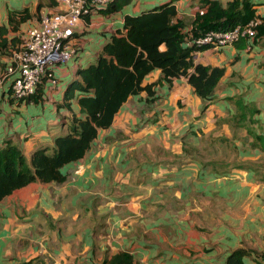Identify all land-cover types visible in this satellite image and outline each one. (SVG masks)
<instances>
[{
    "label": "crops",
    "instance_id": "1",
    "mask_svg": "<svg viewBox=\"0 0 264 264\" xmlns=\"http://www.w3.org/2000/svg\"><path fill=\"white\" fill-rule=\"evenodd\" d=\"M39 1L38 13L19 24L20 33L56 9V1L0 0V24L7 9L27 6L35 13ZM163 1L128 0L118 10L84 16L72 39L75 53L54 67L56 84H42L36 101L9 98V78L3 80L0 147L8 136L26 159L35 148L51 147L63 130L61 116L69 113L57 106L67 79L94 61L109 35L121 29L124 14ZM250 1L254 16L264 20V0ZM172 2L173 21L186 27L204 10L199 0ZM8 58L1 54L0 63ZM192 58L224 68L202 112L203 100L185 77L166 83L154 68L141 81L153 83L152 99L145 90L128 95L82 157L61 166L63 181L32 180L0 198V264H99L118 251L140 264H219L236 247L249 251L244 264H264V140H243L238 129L236 142L229 100L240 96L255 107L252 126L264 134V25L241 45L206 47ZM207 134L218 146L232 137V146L243 143L238 159L250 167L201 165L187 152H204Z\"/></svg>",
    "mask_w": 264,
    "mask_h": 264
},
{
    "label": "trees",
    "instance_id": "2",
    "mask_svg": "<svg viewBox=\"0 0 264 264\" xmlns=\"http://www.w3.org/2000/svg\"><path fill=\"white\" fill-rule=\"evenodd\" d=\"M127 1L111 0L106 6L97 8V11L109 13L118 10ZM199 2L204 10L202 13H195L190 27L184 26L179 20L173 21L175 7L172 0L160 2L135 14H124L121 29L109 35L94 61L78 66L74 71L76 76L65 82L61 102L57 106L66 108L69 113L61 116L63 130L53 137L51 147L35 148L26 159L22 148L12 143L8 136L2 140L0 198L32 180L63 181L65 174L61 166L82 157L98 130L111 123L114 113L128 95L145 90L147 100L152 99L153 83L142 84L141 81L154 68L160 70L162 80L166 83L179 76L185 77L194 93L203 100L200 108L202 112L212 98L213 89L224 68L194 62L192 54L209 46L185 45L184 41L207 30H226L235 24L245 23L254 16V10L250 0H229L225 5L218 0ZM39 6L36 5L35 13H30L27 6L7 9L5 22L0 24V55L9 56L21 43L19 24L37 14ZM262 25L263 18L256 25L255 35L261 32ZM75 35L76 32L73 33ZM243 40L244 37H239L233 44L241 45ZM0 64L1 68L5 65L3 62ZM36 91L38 93L34 92L22 100H38L41 88L37 86ZM72 100L75 103L73 110ZM229 100L234 107L231 119L236 125L246 128V134L251 135L252 143L263 141L264 134L254 132L253 126H248V123L254 124L253 115L257 109L244 103L240 96L229 97ZM235 166L250 167L242 163H236ZM248 253L246 248L236 247L219 264H244L242 257ZM99 264L140 263L129 252L118 251L102 259Z\"/></svg>",
    "mask_w": 264,
    "mask_h": 264
},
{
    "label": "built area",
    "instance_id": "3",
    "mask_svg": "<svg viewBox=\"0 0 264 264\" xmlns=\"http://www.w3.org/2000/svg\"><path fill=\"white\" fill-rule=\"evenodd\" d=\"M55 1L56 9L41 13L35 22L22 30L21 43L10 52L0 71V84L9 78L7 91L13 99H24L46 82L56 84L54 67L70 60L75 53L72 39L78 23L111 0ZM197 12L202 13L203 8ZM260 22V17L253 16L230 29L207 30L198 36L186 38L184 44L208 45L212 48L230 45L239 37L253 38L256 25Z\"/></svg>",
    "mask_w": 264,
    "mask_h": 264
},
{
    "label": "rangeland",
    "instance_id": "4",
    "mask_svg": "<svg viewBox=\"0 0 264 264\" xmlns=\"http://www.w3.org/2000/svg\"><path fill=\"white\" fill-rule=\"evenodd\" d=\"M36 3L39 4L40 1L36 2ZM17 4H20V3L18 2ZM75 45H76V43H75ZM56 68H58V67H56ZM50 108L52 110V105L50 106ZM231 120L232 121L230 123H234L233 125L235 126L234 132H233V137H235L236 142L237 143L241 142V139L238 138L239 136L236 135V131L238 129H241L239 132L243 133L242 136L245 137L243 140H247L249 138L248 142H250L251 135L246 134V128L242 125L236 126L235 121L233 119H231ZM248 126H250L252 128V125H250L249 123H248ZM252 129L254 132H256L254 128H252ZM203 137L204 138L202 139V144H203L204 152L200 151L201 153L197 154V155L192 150H189L190 152H187L189 154L194 155V159H196V160L199 159L200 164L202 163L201 165H206L208 168L213 167V168H217V169L218 168L222 169L224 167H232L236 163H240V164L242 163L240 161V159H238V152L240 150H242L243 143H240V145L237 144V145L232 146V144H233L232 141H234V139L232 137V138L227 139L223 144H219V146H218L216 144H213V143H218V142L214 141L215 137H213L211 134H207ZM210 141H212V142H210ZM222 142H220V143H222ZM210 143H212V144H210Z\"/></svg>",
    "mask_w": 264,
    "mask_h": 264
}]
</instances>
